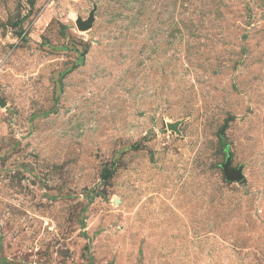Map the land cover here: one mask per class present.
<instances>
[{
    "label": "rangeland",
    "instance_id": "1",
    "mask_svg": "<svg viewBox=\"0 0 264 264\" xmlns=\"http://www.w3.org/2000/svg\"><path fill=\"white\" fill-rule=\"evenodd\" d=\"M0 97V264H264V0H0Z\"/></svg>",
    "mask_w": 264,
    "mask_h": 264
},
{
    "label": "water",
    "instance_id": "2",
    "mask_svg": "<svg viewBox=\"0 0 264 264\" xmlns=\"http://www.w3.org/2000/svg\"><path fill=\"white\" fill-rule=\"evenodd\" d=\"M96 11H97V8L94 7L93 11L90 13L89 18L86 21H83L81 18L77 20L76 25L80 31H87L90 28H92L93 23L95 21ZM5 106H6V102L3 101L2 98L0 97V107L4 108ZM169 129L177 132V127L174 125H170ZM224 172H225L226 177L230 181H241L244 178V175L241 169L237 171L230 169V161L227 162V164H225Z\"/></svg>",
    "mask_w": 264,
    "mask_h": 264
}]
</instances>
